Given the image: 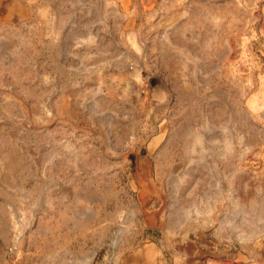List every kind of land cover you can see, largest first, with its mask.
<instances>
[{
  "label": "rangeland",
  "instance_id": "1",
  "mask_svg": "<svg viewBox=\"0 0 264 264\" xmlns=\"http://www.w3.org/2000/svg\"><path fill=\"white\" fill-rule=\"evenodd\" d=\"M263 233L264 0H0V264Z\"/></svg>",
  "mask_w": 264,
  "mask_h": 264
},
{
  "label": "crops",
  "instance_id": "2",
  "mask_svg": "<svg viewBox=\"0 0 264 264\" xmlns=\"http://www.w3.org/2000/svg\"><path fill=\"white\" fill-rule=\"evenodd\" d=\"M167 237L164 243L150 241L119 255L114 264H264V233L253 254L256 260L241 254L240 262L231 259L211 236L181 239L170 235L169 242Z\"/></svg>",
  "mask_w": 264,
  "mask_h": 264
}]
</instances>
